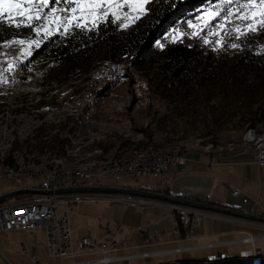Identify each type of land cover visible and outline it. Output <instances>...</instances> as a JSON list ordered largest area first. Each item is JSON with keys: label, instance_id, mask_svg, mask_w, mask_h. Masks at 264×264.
I'll list each match as a JSON object with an SVG mask.
<instances>
[{"label": "rangeland", "instance_id": "obj_1", "mask_svg": "<svg viewBox=\"0 0 264 264\" xmlns=\"http://www.w3.org/2000/svg\"><path fill=\"white\" fill-rule=\"evenodd\" d=\"M218 2L215 0L190 13L153 46V53L178 44L203 51L201 73L191 85H184L182 79H160L148 67L131 69L128 64L120 63L122 75L115 84L97 81L98 75L90 71L70 84L52 86L45 79L49 69L46 62L40 61L41 57L27 68L19 65L31 58L44 42L56 36L64 37L76 27L75 23L61 21L64 3L54 5L50 0L42 10L33 5V10L41 13L40 19L29 21L16 14L11 24L7 19L0 21V29L4 27L6 35L0 38V171L11 167L21 172L42 171L53 166L62 173H73L78 169L95 170L103 163L107 167L118 159L149 151L161 156L179 155L193 145L228 143L238 147L249 130L263 136L264 91L244 94L242 88H247L254 75L239 71L234 62L250 49L249 41L256 40L264 29L257 27L252 32L235 16L219 18L211 10ZM146 5L113 7L106 15L86 18L80 24L96 26L111 17L122 28H129L145 16ZM50 10L51 14L45 16ZM233 44L238 47H232ZM259 49L264 52V45ZM103 64L107 63L96 61L92 67ZM93 95L101 98L95 100ZM55 136L67 140L66 145L62 148L48 145L43 149L38 146V141L49 143ZM9 160H14L15 165H5ZM24 181L29 185L43 183L41 179ZM159 181L152 177H124L116 182L103 175L89 184L155 190ZM13 186H16L14 181L0 178V192ZM121 207L118 202L104 200L73 205L74 241L83 237L98 243L115 240L107 234L116 227ZM36 233L38 237L25 232L0 233V241L14 247L24 263H29L30 258L20 251L21 243L26 249L32 246L39 251L41 264L58 263L41 249L40 244H46L45 230ZM259 252L258 256L260 248ZM148 264H160V260Z\"/></svg>", "mask_w": 264, "mask_h": 264}, {"label": "crops", "instance_id": "obj_2", "mask_svg": "<svg viewBox=\"0 0 264 264\" xmlns=\"http://www.w3.org/2000/svg\"><path fill=\"white\" fill-rule=\"evenodd\" d=\"M180 154L181 163L167 172V188L159 181L156 191L264 216V166L258 165L254 152H242L237 144L223 143L188 146ZM234 190L240 191L239 197L232 196ZM118 203L122 204V214L110 232L120 242V249L111 256L131 259L112 264H148L155 259L160 264H252L254 246L264 256L263 223L156 200L141 207ZM37 230L0 233L25 232L38 237ZM248 238L252 241H245ZM40 246L47 251L45 244ZM20 251L28 254L29 263L21 261L14 247L0 241V264H34L33 256L39 261V251L32 246L26 249L21 243ZM54 259L59 261L56 264L61 262Z\"/></svg>", "mask_w": 264, "mask_h": 264}, {"label": "trees", "instance_id": "obj_3", "mask_svg": "<svg viewBox=\"0 0 264 264\" xmlns=\"http://www.w3.org/2000/svg\"><path fill=\"white\" fill-rule=\"evenodd\" d=\"M213 1L215 0H150L146 5L145 16L132 27L122 28L111 17L96 26L74 27L64 37L56 36L44 42L31 58L21 62L19 66L27 68L29 63L41 57L40 61L48 64L49 71L45 73V79L52 86L70 84L74 79L89 73L96 61L128 64L131 69L148 67L160 79H182L184 85H191L197 82L201 73L199 67L202 64L203 51L186 44H178L153 53V46L179 21ZM1 29L0 38H6L5 28ZM249 42L250 49L234 62L239 71L254 75V80L247 88H242L244 94L246 91H264V52L259 49L260 45H264V30L256 40ZM93 97L95 100L101 98L100 95ZM42 104L49 107L45 102ZM74 128L71 129L72 132L75 131ZM38 142L42 149L48 145L62 148L67 140L55 136L49 143ZM5 165L14 166L15 162L9 160ZM139 189L156 191L151 188ZM26 197L29 196L22 195L18 198ZM178 226L181 227L180 222ZM252 264H264V256H257Z\"/></svg>", "mask_w": 264, "mask_h": 264}, {"label": "built area", "instance_id": "obj_4", "mask_svg": "<svg viewBox=\"0 0 264 264\" xmlns=\"http://www.w3.org/2000/svg\"><path fill=\"white\" fill-rule=\"evenodd\" d=\"M110 74H117V81L120 78L118 71H108ZM252 151L257 155V163L264 166V148L251 150L246 147L242 152ZM182 155L154 156L147 162H128L119 166H110L87 170L81 174L61 173L53 169L31 172H12L8 168L0 171V178L6 177L16 183L14 190L36 189V190H55L57 188H68L76 186H110L102 184H89L94 178L103 175L111 177L116 182H121L124 177L130 179H140L142 177H152L160 180V186L167 188V172L172 166L179 165ZM98 171V172H97ZM30 181L41 179L43 183L29 185L24 179ZM80 181H83L80 184ZM102 195V194H100ZM22 196V195H20ZM19 196L0 205V232L2 231H32L44 229L46 234L45 248L52 258H57L59 264H112L122 260H130L131 257H113L111 254L120 248L117 240H105L101 243L90 240L89 238H79L76 242L73 239V229L71 215L75 212L73 205L77 207L83 201H108L122 202L132 207H141L149 203V200L140 197L125 195L105 194L98 196L92 193L79 194H36ZM233 197H239L240 191L234 190ZM72 205V208L67 207ZM109 237L112 232H108ZM251 239H245L250 241ZM24 251V248L22 247ZM255 257L260 254L259 247L255 246ZM148 254H144L147 256ZM92 256H96L92 258ZM34 264H40L36 256L32 257Z\"/></svg>", "mask_w": 264, "mask_h": 264}, {"label": "snow or ice", "instance_id": "obj_5", "mask_svg": "<svg viewBox=\"0 0 264 264\" xmlns=\"http://www.w3.org/2000/svg\"><path fill=\"white\" fill-rule=\"evenodd\" d=\"M61 2L65 5V8L60 10L64 13L60 18L61 21L67 24L75 23L76 27H81L80 21L86 18L94 19L97 15H106L110 8L147 4L149 0H51L54 5H59ZM49 3L50 0H0V21L7 19L11 24L16 14L26 17L29 21L40 19L41 13L34 11L33 5L42 10ZM211 10L221 19H229L233 16L241 19L243 26L252 32H255L257 27L264 29V0H219ZM49 14L51 10L44 15ZM16 27H20V23H16ZM232 47L238 45L233 44Z\"/></svg>", "mask_w": 264, "mask_h": 264}, {"label": "water", "instance_id": "obj_6", "mask_svg": "<svg viewBox=\"0 0 264 264\" xmlns=\"http://www.w3.org/2000/svg\"><path fill=\"white\" fill-rule=\"evenodd\" d=\"M79 193H92V194H110V195H125L131 197H140L147 200H156L166 202L173 205L189 207L197 210H204L218 214L233 216L244 220H250L264 224V216L254 214L247 211H241L230 206H218L201 201L179 198L170 194L148 191L139 188H129L121 186H76L68 188H57L55 190H36V189H20L12 190L5 194L0 195V205L20 195H36V194H79ZM243 264V263H236Z\"/></svg>", "mask_w": 264, "mask_h": 264}, {"label": "bare ground", "instance_id": "obj_7", "mask_svg": "<svg viewBox=\"0 0 264 264\" xmlns=\"http://www.w3.org/2000/svg\"><path fill=\"white\" fill-rule=\"evenodd\" d=\"M120 65H121L120 63L110 62L107 64H103L101 66L96 65L90 71H95V73L98 75L97 81H105L107 85H110V84H115L117 82V74H110V72H108V71H118V74L121 77L122 71H121ZM100 89L102 90V88H100ZM239 147L242 150H244L246 147H248L251 150H260L261 148H264V135L263 136H257V134L255 133L254 130H249L247 132V134L244 136V138L241 140ZM168 155H178V154L173 153V154H168ZM154 156H158V155H156L153 151L152 152L149 151V152L143 153V155H137V156H133V157H129V158L118 159L117 161L110 163L109 166L124 165V164H128V162H132V161L133 162H147L149 158H152ZM109 166H107V167H109ZM102 167H106L104 165V163L100 164V166L98 168H102ZM8 169H10V171H12V172H21V171L16 170V168H12V167L8 168ZM50 169L56 170L53 168V166L50 167ZM87 170H91V169H78L71 174H81ZM58 172H60V171H58ZM250 239H251L250 241H252V238H250ZM247 242H249V241H247Z\"/></svg>", "mask_w": 264, "mask_h": 264}]
</instances>
